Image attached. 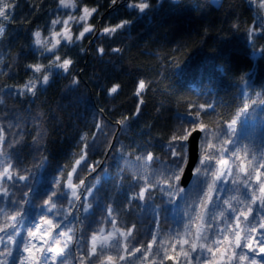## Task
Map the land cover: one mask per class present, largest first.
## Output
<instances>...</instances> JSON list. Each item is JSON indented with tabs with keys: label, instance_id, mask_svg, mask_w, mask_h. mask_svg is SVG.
Here are the masks:
<instances>
[{
	"label": "trees",
	"instance_id": "obj_1",
	"mask_svg": "<svg viewBox=\"0 0 264 264\" xmlns=\"http://www.w3.org/2000/svg\"><path fill=\"white\" fill-rule=\"evenodd\" d=\"M9 2L14 3L10 19L0 18L5 28L0 36V97L4 101L0 104V126L12 125L4 150L17 168L33 169L30 180L33 190L30 202L24 206L23 223L19 225L24 237L28 228L39 223L40 216L45 214L41 205L52 187L53 177L61 176L60 170L64 169L66 178L78 158L83 146L80 137L87 134L91 142L96 133L95 148L89 151L88 162L99 161V165L87 183H94L96 177L102 179L90 200L93 209L88 218L77 222L85 214L75 209L67 222L62 216H49L54 223L64 225L62 230L75 229L67 264H79L81 250L93 230L110 228L103 222L102 214L108 204L118 215L119 226L135 223L137 240L151 239L147 232L155 230V225L150 222V208L142 210L140 201L129 206L127 200L131 194L129 184L135 183L133 176L140 171L136 157L152 152L155 157L167 159L165 145L181 126L182 119H189L185 114L194 113L197 106H213L214 110L206 108L200 116L211 131H216L219 124L227 133V122L236 117L232 150L245 145L258 152L264 150V103H251L264 100V7L260 6V0H222L219 5L211 0H148L150 8L143 13L128 7L129 0H117L115 4L112 0H76L78 11L85 6L97 9L88 22L95 29L71 45L62 43L57 54L72 59L73 64L68 73L51 69L49 84H39L35 97L17 96L12 89L32 78L27 65L36 62L47 65L53 58L50 54L41 55L42 51L35 48L32 33L40 30L44 36L50 34L51 21L62 10L59 0ZM124 20L131 23L111 35L102 33L103 28ZM101 47L103 54L97 51ZM114 48L120 51L114 52ZM140 80L147 87L137 97ZM113 84H119L120 88L110 96L108 89ZM141 98L140 113L133 115ZM246 100L250 107L237 117ZM125 116L129 117L126 126L117 125L116 121ZM97 122L104 125L102 131L96 129ZM226 138L220 135L219 141ZM41 156L46 160L37 167ZM152 167L160 165L153 163ZM78 175L88 176L87 168L79 169ZM194 180L193 176L185 188L191 190ZM74 182L78 183L75 177ZM139 186L134 190L138 191ZM225 187L233 186L225 182ZM28 191L29 188L19 184L10 189V197L19 200ZM152 196L154 204L161 206V231L167 233L169 226L175 231L183 199L177 196L179 203L168 204V194L158 189ZM55 202L58 208L68 207L64 197ZM8 203L0 197V206L6 207ZM254 208L264 213L258 204ZM6 210L11 214L13 209L6 207ZM5 222L0 213V223ZM7 235L4 233L5 244ZM20 239L17 237V241ZM8 246L14 253L8 258L9 264H18L22 245ZM0 251H4V245H0ZM170 254L174 253L170 250Z\"/></svg>",
	"mask_w": 264,
	"mask_h": 264
},
{
	"label": "snow or ice",
	"instance_id": "obj_2",
	"mask_svg": "<svg viewBox=\"0 0 264 264\" xmlns=\"http://www.w3.org/2000/svg\"><path fill=\"white\" fill-rule=\"evenodd\" d=\"M116 2L117 0H112L113 4ZM59 6L76 9L77 3L76 0H59ZM260 6L264 7V0H260ZM128 7L145 12L150 8V4L147 0H129ZM13 8L14 3L0 0V18L8 21ZM96 11V8L85 6L78 18L68 15L62 21V29L52 30L49 36L42 38L40 30L32 33L34 45L54 58L49 59L47 65L41 62L27 65L32 78L12 89L17 96L35 97L38 83L49 84L51 69L54 66L65 73L69 72L73 64L72 59L66 56L62 58L57 54V50L62 41L65 45H71L93 31V25L88 23V20ZM73 21L83 22L82 31L75 37L71 30ZM60 23L59 18L52 20V29ZM130 23L131 21L124 20L103 28L102 32L111 35ZM4 31V26L0 24V36H3ZM252 35L250 32L249 37ZM97 51L103 54L104 49L101 47ZM113 51L119 52L120 49L114 48ZM72 83L76 84L77 81L73 79ZM146 87L145 81L140 80L135 93L137 97L141 96ZM119 88V84H113L108 89V94H116ZM3 102L0 97V104ZM258 102L264 103V100L251 101L252 104ZM142 104L141 98L133 115L140 113ZM197 107L198 110L194 113L189 111L185 114L189 117L187 121L181 118V126L169 138L165 145L167 159L155 157L152 152L136 157L135 164L140 171L133 176L135 183L129 184L131 194L127 196V200L129 206L133 201H140L142 210L146 206L150 208V222L155 225V230L147 232L151 239L138 241L134 235L137 225L133 223L131 226H119V218L112 204L105 205L102 212L103 222L110 225V228L100 227L92 231L87 238L86 247L81 250L79 264H133L135 261H139V264H264V213L257 212L254 208V205L258 204L260 209H264V150L258 152L248 145L232 150L231 136L235 134L236 117L227 122V133L223 132L219 124L216 131H211L201 121L200 116L202 110L213 109V106L201 104ZM249 107V101H244L243 108L236 116ZM128 119L129 117L125 116L116 123L125 127ZM185 123L191 126L184 127ZM11 127V123L7 128L0 126V197L7 199L9 203L6 207L13 209L9 214L6 207L0 206V213L6 218L5 223H0V245H4V251H0V264H9L8 258L14 255L8 244L22 245L23 252L17 257L18 264H67L75 229L68 228L64 231V225L54 223L49 216H62L67 222L75 209L77 213L82 211L85 214L82 218L78 217L77 222L82 223L88 218L87 214L93 209L90 200L102 179L96 177L94 183H87L88 177L99 165V161L88 162L89 151L95 148L96 133H93L91 142L87 140V134L80 137L83 146L78 158L71 170L67 171L66 178H63L64 169L60 170L61 176L53 177L52 187L45 193L47 198L41 205L45 214L40 216L39 223L28 228L27 236L24 237L19 225L24 220V206L30 202L33 169L17 168L13 158L5 152L7 133ZM95 127L102 131L104 125L97 122ZM195 133L202 135L197 139ZM220 135H226L228 138L219 141ZM214 139L219 143L214 142ZM109 146L111 147V143ZM11 147L12 145H9V148ZM190 159L195 160V166H192V176L195 180L191 190L182 186L187 181L186 169L191 166ZM45 160L46 157L41 156L37 167L43 166ZM153 163L159 164L160 167L153 168ZM84 167L88 170V176L80 178L78 170ZM22 171L27 174H21ZM74 177L78 179V183L74 182ZM225 182H230L233 187H225ZM19 184L29 188V191L23 193L22 199H11L10 189ZM137 185H140L139 190L135 191ZM157 189L168 194V204L179 203L175 199L177 196L183 199L181 219L175 231L171 226L167 233L160 229L161 206L154 204L152 196ZM60 197L67 199V208L57 207L55 201ZM6 232L8 244H5ZM17 237L21 239L17 241ZM170 250L174 254H170ZM258 256L261 259H258Z\"/></svg>",
	"mask_w": 264,
	"mask_h": 264
},
{
	"label": "rangeland",
	"instance_id": "obj_3",
	"mask_svg": "<svg viewBox=\"0 0 264 264\" xmlns=\"http://www.w3.org/2000/svg\"><path fill=\"white\" fill-rule=\"evenodd\" d=\"M212 1V3L213 4H215V5H219L220 3H221V1L222 0H211ZM147 2H148V0H147ZM77 3V2H76ZM59 8L62 10V12H60V15H58L57 16V18H59L60 20H61V23L60 24H58L57 26H56V28L55 29H52V30H55V31H60L61 29H62V27H63V23H62V21L64 20V19H66L67 18V16L68 15H74V16H76L77 18L81 15V13H82V10H83V8H81L79 11H78V6H77V8L76 9H72V8H63V7H60L59 6ZM141 13H143V12H141ZM56 18V19H57ZM89 20H90V18H89ZM89 20H88V22H89ZM82 28H83V22H79V23H77V21H73V22H71V30H72V33H73V37H75L76 35H78L79 34V32L80 31H82ZM95 29V26H93V30ZM103 33V32H102ZM87 34H89V33H87ZM50 34H48L47 36H49ZM86 35V34H85ZM44 37V35H42V38ZM62 43H65V42H63L62 41ZM35 48L36 49H38L36 46H35ZM38 50H40V51H42L43 52V50L42 49H38ZM43 53H45V54H49V53H47V52H43ZM51 55V54H50ZM54 58V57H53ZM52 58V59H53ZM52 70H54V71H63L62 69H58V68H56L55 66L52 68ZM64 72V71H63ZM65 73V72H64ZM40 83H38V85H39ZM37 85V86H38ZM75 211V210H74Z\"/></svg>",
	"mask_w": 264,
	"mask_h": 264
},
{
	"label": "water",
	"instance_id": "obj_4",
	"mask_svg": "<svg viewBox=\"0 0 264 264\" xmlns=\"http://www.w3.org/2000/svg\"><path fill=\"white\" fill-rule=\"evenodd\" d=\"M194 135L196 136L197 139H199L201 136V133H195ZM190 143H191V141H190ZM190 165L191 166L188 169H186L187 181L185 183H183L182 186H184V187L188 186V184L190 183V181L193 177L192 176V166H195V160L190 159ZM167 264H171V262H167Z\"/></svg>",
	"mask_w": 264,
	"mask_h": 264
}]
</instances>
